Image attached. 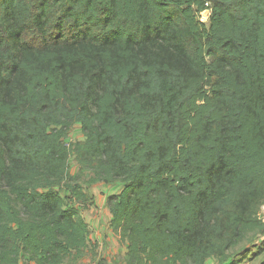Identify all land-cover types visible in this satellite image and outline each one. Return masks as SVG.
Listing matches in <instances>:
<instances>
[{"label": "trees", "instance_id": "1", "mask_svg": "<svg viewBox=\"0 0 264 264\" xmlns=\"http://www.w3.org/2000/svg\"><path fill=\"white\" fill-rule=\"evenodd\" d=\"M83 172L126 264L261 255L264 0H0V264L83 257Z\"/></svg>", "mask_w": 264, "mask_h": 264}, {"label": "crops", "instance_id": "2", "mask_svg": "<svg viewBox=\"0 0 264 264\" xmlns=\"http://www.w3.org/2000/svg\"><path fill=\"white\" fill-rule=\"evenodd\" d=\"M77 125L78 124H75V126ZM78 127L80 126L78 125ZM74 134L76 133L73 131L70 135L73 141H75V138H77L78 141L83 140L82 133L77 137H75ZM86 174L88 175L87 172ZM106 185L107 186L104 187L105 192H107V188L110 187L108 186V184ZM114 185L118 188V192L121 188V183H119V181H116ZM106 197L107 195H104L103 199L99 197L94 198L93 205L87 213L80 210L89 229L88 248H86L85 251L92 248L94 252H90V255L93 256L90 257L88 255L91 259H89L88 256L84 258L82 257L78 259L75 264H126L127 247L121 240L120 236L109 227L108 221L110 215L105 205ZM260 212L262 219L264 220V205L261 207ZM262 242H264V230L261 233L256 234L255 242L253 243V245L257 246ZM248 257L250 258L244 259L240 264H258L261 260L264 259V251L261 255L254 259L251 258L250 254L248 255ZM22 261H20V264H23V262H25L24 264H34L25 260L23 262ZM206 264H217V261L213 258H209L208 260H206Z\"/></svg>", "mask_w": 264, "mask_h": 264}, {"label": "rangeland", "instance_id": "3", "mask_svg": "<svg viewBox=\"0 0 264 264\" xmlns=\"http://www.w3.org/2000/svg\"><path fill=\"white\" fill-rule=\"evenodd\" d=\"M209 14H210V10H204L203 12H201L200 13V20L202 21V22H205V23H207L208 22V17H209ZM75 132L76 134H74L75 135V137H77V136H80L81 135V130H80V127H78V125L77 126H75V125H73L72 126V128H71V131H70V135H71V133L72 132ZM71 140V141H70ZM75 141H77V138H75L74 139ZM68 141H70V142H73V139L71 138V136L68 138ZM69 168H70V172L72 173V175H75L77 172H78V170H77V165H76V161H75V159H74V157L73 156H70V158H69ZM87 179H88V175L85 173V172H83L82 173V175L80 176V178H79V182H80V184L82 185V187H83V190L85 191V193L88 195V199H90L89 201H88V204H86V205H83V204H80V203H78V202H73L71 199L69 200V199H66V203L67 204H74V205H76V206H78L79 208H80V210L81 211H83V212H88L90 209H91V207H92V205H93V199L94 198H96V197H99V198H101V199H103V197H104V195H108V194H110V193H114V192H117V190H118V188L114 185L116 182H114V183H111V184H108V186H110V187H108L107 188V192H105L104 191V187L105 186H107L106 185V183H102V182H97V183H93V184H87ZM120 183V182H119ZM110 191V192H109ZM92 192V193H91ZM64 194H66V195H68L67 193H64ZM92 194V195H91ZM91 197V198H90ZM244 245V244H243ZM245 246V245H244ZM242 247V246H241ZM240 247V248H241ZM240 248H234L232 251H231V253L232 254H234V253H236ZM92 249V248H91ZM91 249H87L85 252H84V255H83V258L84 257H86V256H93V255H90V250ZM94 252V251H93ZM88 256V257H89ZM89 257V259H91ZM23 262V261H22ZM25 262H23V264H24Z\"/></svg>", "mask_w": 264, "mask_h": 264}]
</instances>
